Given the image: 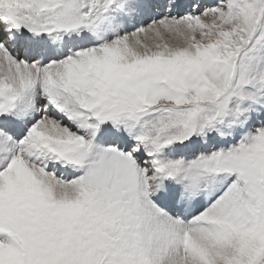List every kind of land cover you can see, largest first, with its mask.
<instances>
[{
	"label": "snow or ice",
	"instance_id": "snow-or-ice-1",
	"mask_svg": "<svg viewBox=\"0 0 264 264\" xmlns=\"http://www.w3.org/2000/svg\"><path fill=\"white\" fill-rule=\"evenodd\" d=\"M0 264H264V0H0Z\"/></svg>",
	"mask_w": 264,
	"mask_h": 264
}]
</instances>
